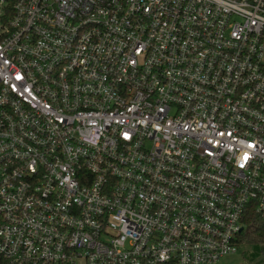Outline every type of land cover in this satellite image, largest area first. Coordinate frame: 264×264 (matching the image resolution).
Listing matches in <instances>:
<instances>
[{
  "label": "built area",
  "instance_id": "1",
  "mask_svg": "<svg viewBox=\"0 0 264 264\" xmlns=\"http://www.w3.org/2000/svg\"><path fill=\"white\" fill-rule=\"evenodd\" d=\"M264 216V0H0V264H218Z\"/></svg>",
  "mask_w": 264,
  "mask_h": 264
},
{
  "label": "trees",
  "instance_id": "2",
  "mask_svg": "<svg viewBox=\"0 0 264 264\" xmlns=\"http://www.w3.org/2000/svg\"><path fill=\"white\" fill-rule=\"evenodd\" d=\"M244 231L240 237V243L253 246V254L264 256V216L247 211L244 217Z\"/></svg>",
  "mask_w": 264,
  "mask_h": 264
},
{
  "label": "rangeland",
  "instance_id": "3",
  "mask_svg": "<svg viewBox=\"0 0 264 264\" xmlns=\"http://www.w3.org/2000/svg\"><path fill=\"white\" fill-rule=\"evenodd\" d=\"M252 254L253 246L240 243L235 254L224 257L218 264H264L262 253L255 256Z\"/></svg>",
  "mask_w": 264,
  "mask_h": 264
}]
</instances>
